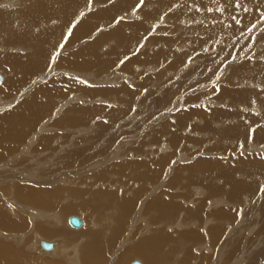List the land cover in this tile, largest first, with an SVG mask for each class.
<instances>
[{"label":"rangeland","instance_id":"obj_1","mask_svg":"<svg viewBox=\"0 0 264 264\" xmlns=\"http://www.w3.org/2000/svg\"><path fill=\"white\" fill-rule=\"evenodd\" d=\"M252 1L80 0L75 10L78 12L76 20L66 27L61 26L58 15L44 11L42 15H49V20L43 24L39 19L31 31L35 37H41L36 31L47 28L55 34L48 41L50 46L42 71L30 65V49L21 43L3 42L6 35L0 36V72L4 79L0 82V205L11 211L12 223L23 230L25 240L32 237L36 247L37 237L53 242L62 240L61 235L55 230L48 238L38 227L52 231L53 225L31 222L33 209L27 205L21 190L32 189L38 192L37 198L41 196L44 200L73 187L82 192L75 199L78 203L75 210L63 219L64 229L76 236L65 243L69 260L60 253L59 256L43 255L37 247L31 251L26 244L5 242L11 255L25 264H31L30 260L34 259L45 264H71L70 260L76 259L75 264H83L81 250L86 238L78 235L94 225V210L86 198L90 193L87 185L96 178L91 171L98 175L104 173L106 180L116 187V191L108 190L111 196L116 198L123 194L130 199L141 186L132 178L141 174L140 163L147 162L154 171L155 185L150 188H156L157 194L162 195L164 187L163 195L170 194V203L181 209L174 213L178 215L177 224L157 225V231L172 233L180 246L178 235L187 226L188 213L192 214L189 217L192 224L184 232L193 239L189 242V264H211L221 257L226 260L220 259L221 264H264V170L244 176L234 168L240 159L264 156V137L261 136L264 132V72L257 79L251 76L252 82L246 77L249 87L232 82L239 72L249 74L256 70L252 60L264 56L260 48L264 44V23H260L257 16L255 23L244 24L255 14L249 11L250 6H264L263 0ZM161 5L163 8L159 10ZM12 8L0 4V10L14 11ZM261 8L260 12L264 13ZM84 22L90 27L77 38L75 26ZM213 31L218 36L212 37ZM46 43L39 41V44ZM61 58L72 60L63 64ZM257 61L264 67L263 58ZM48 74L49 81L41 82L40 78ZM81 74L88 78L84 83L79 81ZM52 84L61 89L57 96L48 99L44 97L45 92L39 93ZM39 94L43 96L37 98ZM36 98L39 108L31 109L35 111L33 115L21 110L24 104ZM68 102H76L73 107H78L81 113L76 124L71 125L64 115L45 124L42 113L50 104L56 109L63 106L66 113L72 108L67 106ZM36 112L40 122L29 125ZM48 126L49 130L42 133V128ZM37 130L41 133L33 140L32 135ZM153 137H158L156 142H151ZM181 158L186 159L183 164L200 160H214L215 164L208 175L201 174L197 180L189 182L184 177L186 171L179 169ZM218 161L226 163L228 180L221 175L216 165ZM177 179L178 184H171ZM204 181L217 186V192L222 195L216 196L226 201L225 206L220 205L211 213H220L224 207V218L208 227L203 223L206 214L203 199L207 189ZM234 181L240 185L245 183L246 187L248 184L251 191L228 196L235 189ZM97 182L95 187L105 186L101 184L103 181ZM145 184L149 190L137 194L140 201L150 196L149 184ZM124 186H128L127 189ZM67 203L64 197L56 203L48 201L53 206L46 210V215L63 211L60 207ZM198 206L201 211L193 214ZM206 206L213 207V202ZM108 207L102 205L99 214ZM70 216L84 220L86 226L73 229L68 222ZM130 223L128 227H132L134 221ZM214 227L220 228L215 238L211 235ZM103 228L106 232L102 236L110 235L111 231ZM136 228L133 233L136 236L131 234L132 240L122 253L131 249L137 240L148 237L143 223ZM127 229L125 232L131 230ZM4 232L11 234L15 230H10L9 221L0 218V241L5 240ZM206 232L208 238L204 235ZM119 240L118 244L124 243L122 235ZM205 241L210 251L219 249L222 244L225 249L222 254L209 253L203 250ZM115 245L106 249L108 243L105 242V251L100 255L102 264H120V246L115 248ZM161 251L169 255L167 246ZM178 252L168 264L181 259L185 251L181 247ZM135 260L146 264L139 256L122 264H132Z\"/></svg>","mask_w":264,"mask_h":264},{"label":"bare ground","instance_id":"obj_2","mask_svg":"<svg viewBox=\"0 0 264 264\" xmlns=\"http://www.w3.org/2000/svg\"><path fill=\"white\" fill-rule=\"evenodd\" d=\"M255 1H257V0H255ZM252 2H254V0ZM79 3H80V0H0V4L2 6H13L12 9H15L14 11L0 10V36L2 34L6 35V38L3 42L13 43V44L21 43L24 46H26L28 49H30V52L32 54L31 59L29 61L30 65L33 66V68L38 70V71L45 70V62H46L45 60L47 57V50H48V47L50 46L48 41L55 34L50 29L47 28V30H44L42 32L36 31L37 33H40L41 37H35L31 33L32 27L34 26L36 21H38L39 19H40L41 23H43V24L47 23L50 16L49 15H47V16L42 15L44 11L45 12L48 11V12H51L53 14L58 15V18L61 21L62 27L69 26L72 23V21L76 20L78 12L75 10H76V8H79L78 7ZM247 6H250V5H247ZM247 6H245L246 9L248 8ZM259 6H262V4ZM162 8H163V6L161 5L159 10ZM260 8L261 7H258V6L257 7L250 6L249 11L251 12L253 10L255 14L251 15L249 17V19L247 20V22H245L244 24L251 25V24L255 23L257 16H258V19L260 20L259 22L264 23V18L262 17V15H264V13L260 12ZM261 9H264V6ZM95 18H97V16ZM235 21L236 22H233V23L236 24L237 20H235ZM239 24H241V23H239ZM89 27H90V24L87 22L85 24H81L79 27L77 24L75 26L76 37L80 38V34H84L85 31ZM82 29H84V30L82 31ZM58 31L60 32V31H62V29L58 30ZM210 35L212 37L218 36V34L215 31L211 32ZM40 39L47 41V43L46 44H39ZM260 48H261V50H264V44L261 45ZM24 54H26V53H24ZM258 58L264 59V56H262V57L258 56ZM258 58L256 57L252 60L253 61V68H256V70H251L252 73L249 72V74H247L246 72H239L238 71L239 73L235 77H233L232 82L247 86V82H246L247 78L246 77H248L250 79L251 76H254L255 79H257L260 75L262 76V73L264 72V67H261V62L257 61ZM70 60H72V59L71 58H64V59L61 58V61H64L63 64L69 63ZM248 70H249V68L246 71H248ZM1 74L2 73L0 72V82H3L4 79H3ZM49 78H50L49 74L44 75L40 78V81L46 82V81H49ZM78 78H79V81L82 83H84L85 80L88 79L83 74H81V76ZM250 80H251V82L253 81L252 79H250ZM248 84H249V82H248ZM247 87H249V86H247ZM250 87H255V86H250ZM41 92H45L44 97L49 99V97H53L55 95L57 96L58 92H61V89H60V87L52 84L49 86V88H45L44 90L40 91L39 93H41ZM76 95H78V94H76ZM39 96H43V94H39L37 96V98ZM37 98L31 102H27L26 104H24L21 107V110L29 111L33 115V113L35 111H37V109L39 108V103H38ZM18 100H20V97L17 98V101ZM29 103H30V106H29ZM73 105H77V103L76 102H73V103L68 102L67 106H69V107L72 106V108H70L71 110L69 112L65 113L66 109H64L63 106L60 107V109H56L53 104H50L49 107L46 108L45 111L42 113L43 115H45L44 120L47 121L45 124H49L50 120L56 118L59 115H64L65 117H67L69 119L71 125L76 124L78 122V119H79V116L81 113L78 112V107H73ZM83 105H84V103H83ZM31 109H34L35 111H33ZM255 109H258V107ZM31 111H33V112H31ZM51 115H53V116H51ZM37 116H39V115L36 112V115L33 117V119H31L29 125L34 126L40 122L39 119H36ZM7 126L9 127L10 130L13 129V127L9 124ZM7 126H5V127H7ZM48 130H49V126L43 127L41 131H42V133H45ZM41 131L37 130L38 133L37 132L34 133L32 135V139L33 140L36 139V134H40ZM62 133L66 134V132H62ZM71 134H74V133H71ZM261 136L264 137V132L262 133ZM157 138L158 137H153L151 142H156ZM30 143L32 144L33 142L31 141ZM251 144L253 146H255L253 143H251ZM262 154H263V152H262ZM252 156H254V157H247V159H245V160L240 159L234 165L235 171L243 172L244 176H248V172H253L256 170H258V171L264 170V158H263L264 156H259V155H252ZM184 162H186V159L181 158L180 162H179V164H181L179 166V169L186 171L185 172L186 175H184V174L183 175H184L186 181L188 180L189 182L197 180L201 174L205 173L206 175H208L209 171L213 170L214 164H215L214 160L213 161H211V160L210 161L209 160H200L194 164H187V163L183 164ZM168 163L169 162L166 160L165 164L168 165ZM216 165L219 167L221 175H223L225 177V179L228 180L230 178V176H228L226 174V173H228V172H226V169H225L226 163L218 161V162H216ZM139 166L140 167H138V169H143V170L141 171L140 175L136 174L135 177L132 178V180H134V182L139 181L141 186L138 184L139 190L138 191L135 190L130 199H126L123 194H121V196H116V198L114 196H111V194H109L108 190L112 191V189H113L114 191H116V187L106 180V178L104 177L105 176L104 173L100 172V174L98 175L96 171H91V173L93 175H95L96 178H95V180L90 182V184L87 185V189H89L90 193H89V197H86V198H87V201L89 202V206H92L93 210H94V212H93L94 225L91 224L90 229H86L84 232H81L78 235V236L83 235L82 237L86 238V241L83 244V247L81 250L82 263L83 264H102L103 256L100 257V255L103 251H105V242L108 243V248H106V249H110L115 244H117V245H115L116 246L115 248H117L118 245L120 246L119 250H118V258H119L120 264H122L123 262L126 263V261L128 259L134 258L135 256L141 257L146 264H168L169 263L168 261H172L174 259L173 257L177 256V253H179L178 251L180 250L181 247L183 248V250L185 252H184L183 257L181 259H176L177 260L176 264H189L188 263V260H189L188 255L190 252L189 251V242H190V240H193V239L187 233H184V232H186L185 228H187L188 226H190L192 224L190 219H189V217L192 214L188 213L187 217L184 215L186 217L185 218L186 219L185 224L187 226H185L182 233L180 235H178V236H180L181 242H182L180 246H178V240L175 241V236H173L172 233L171 234H167V233L163 234L162 232L157 231V229H156L157 225L162 224L163 227H166V226H169L170 223H173L174 225L177 224L178 215H174V213L180 211L181 209L170 203V201H171L170 194L163 195L164 194L163 193L164 187L161 189L162 195L157 194L158 191L156 190V188L153 187L154 188L153 190L150 188V187L155 185V183L153 181L154 171H152V166L147 162H145V163L141 162ZM239 174H241V173H239ZM192 175H193V177H192ZM219 177H221V176H219ZM244 178H246V177H244ZM256 180H259V179H256ZM97 181H99V183H100V181H103L101 184H103L105 186L101 185L100 188L95 187L94 184ZM179 182H180V180L177 179V180H174L173 182H171V184H178ZM252 182H255V180ZM145 183L149 184V188H150L149 195L150 196L147 197L145 200L140 201V197L137 194H139V193L144 194L146 191L149 190L148 188H146ZM204 183H206V181H204ZM132 184H134V183L132 182ZM73 185H75V184H73ZM232 185L235 186V189H232L230 191V193L228 194V196L232 195L231 193H233L235 196H237V195L240 196V195H243L244 193H246L247 191L250 190L248 188L249 187L248 184L246 187L245 183L240 185L234 181L232 183ZM206 186H207V189L204 192L206 194V196L203 199L205 202L204 210H205L206 214L203 218L204 219L203 223L206 227H208L214 223H218L220 221L219 218H224L223 216H225V214H226V208H224V207L220 213H216L215 215H212L211 213L214 212V210H216L220 205L225 206L226 201L224 202L222 200V198H220L219 196H216V195H222V193L217 192V186H215L214 184L209 185L207 183H206ZM127 187L128 186H124L125 189H127ZM166 187L169 190L171 189V187H169L168 184ZM87 189H85L86 192H87ZM21 191H22L21 195L24 199H26L27 205H29L31 207V209H33L32 212L34 214L32 212L30 213L31 214V216H30L31 222H37L38 225H41L43 223H46L47 225H53L54 228L52 229V231H50L49 229H43L41 227H38L39 230H41L42 233L45 234V236H47L48 238H51L50 236L53 234V232L55 230L58 231L61 235L62 240L59 239V241H58L55 239V240H52L53 242H49V241L44 240V238L37 237V241H36L37 249L43 255L51 254L50 256H53V255L59 256L58 254L60 253L65 258H67L65 260H69L70 259L69 255H67L68 249L65 248L67 246V245H65V243L68 244L69 239H72L76 236L72 235L70 232L68 233L67 229H64L65 225H64L63 219H64L65 215L67 216L68 213L75 210V208L77 207V204H78L77 202H75V199H78L82 195V192L73 187L68 192L60 193L58 195H52V196H49L48 198H46L44 200V198H42L41 196H38V198H37L38 192L33 191L32 189L27 188V189H23ZM226 192H224V193L226 194ZM208 194H209V196H208ZM43 195L44 194H42V196ZM251 195H253V193ZM61 197L66 198L68 201V203L66 204L67 206L64 205V206L60 207V209H62L63 211L57 210L55 213L46 215L47 214L46 210L52 208V206H53V205H49L48 201L51 202L53 200L56 203V201L58 199H60ZM137 200H139L138 203H136ZM210 201L213 202V207L208 208L206 205H207V203H210ZM102 205L103 206L108 205L109 207L103 213L99 214V209ZM199 211H201V208L198 206L197 208H195L193 214H195ZM132 216H133V219L131 218ZM71 217H76V216H70L69 219ZM0 218L3 221L4 220L9 221L10 230H15V232L11 233V234H8L5 232L2 233V236L5 238L6 241L5 240L0 241V264H5V263H15L16 264L18 261H19L18 264H25L24 261H20L17 256L10 254L11 253L10 248L5 242H8V243L14 242L17 245L26 244L27 248H30L31 251H35L36 247H35V245L32 244V242H33V240H31L32 237L28 236L27 239L25 240L26 234H23V230L21 228H19V226H17L15 223L14 224L12 223L11 211L8 208H6L4 205L3 206L0 205ZM69 219H68V222H69ZM78 219L81 222V226L75 227L70 222H69V226L72 227L73 229H76V230H79V229L85 227L86 222H84V220H82L80 218H78ZM104 219H106L107 221H104ZM131 221L132 222L134 221L133 226L128 227L127 223H130ZM140 223H143V229L146 230V236H148V237L142 238L141 240H137L136 242H134L133 243L134 245H132L133 247H131V249H129L128 251L126 250V252L124 251L125 253L123 252L124 253L123 254L122 251L124 250L126 245L130 243V240H132L131 234H133L134 231H136L135 229H137L136 228L137 224H139V226H140ZM179 224H180V222H179ZM181 225H183V224H181ZM193 225H196V223H193ZM103 227H106L108 230L111 231L110 235H106L105 237L102 236L103 233L106 232V229ZM127 227H128V229H131L129 232H125V228L127 229ZM178 227L180 229L183 228V227L181 228L180 226H178ZM158 228H160V227H158ZM161 228H162V226H161ZM179 228H178V230H179ZM140 229H141V227H140ZM20 231H22V232H20ZM168 231H169V229H168ZM219 232H220V228L214 227L213 233H211V235H213V237L215 238L218 236ZM121 235L123 236L124 243L118 244L120 242L119 237H121ZM133 235H135V234H133ZM204 235H206V238L209 237L207 232ZM121 240H122V238H121ZM133 241H135V240H133ZM121 242H123V241H121ZM44 243L50 244L52 246L51 249H49V250L45 249ZM99 246L101 248H99ZM166 246L168 248L169 255L168 254L165 255V252L161 251V249L163 247H166ZM202 246H203V250L205 248V250L208 251L209 253H214L215 251H217L215 254H222V252L225 249L224 248L225 244H222V245H220L219 249L215 248L214 251H210V250L206 249V248H208V242L207 241H205L202 244ZM69 248H71V247H69ZM199 248L202 249V247H199ZM201 249H200V251H201V253H203L204 251ZM120 250H121V252H119ZM220 259H221V261H226L225 259H223V257H221ZM220 259H217L216 261L212 262L211 264H221ZM61 260H63V259L61 258ZM92 260H94V262ZM176 260L173 261V264ZM179 260H181V261L179 262ZM205 260H207V258H205ZM70 261H71V264H75L76 259H71ZM30 262H31V264H45L41 261H38V260L36 261L35 259L30 260ZM103 264H105V263H103ZM140 264H142V263L140 262ZM222 264H223V262H222Z\"/></svg>","mask_w":264,"mask_h":264},{"label":"water","instance_id":"obj_3","mask_svg":"<svg viewBox=\"0 0 264 264\" xmlns=\"http://www.w3.org/2000/svg\"><path fill=\"white\" fill-rule=\"evenodd\" d=\"M69 222L73 225V226H75V227H79V226H81V222L79 221V219L77 218V217H71L70 219H69ZM51 245L50 244H48V243H44V248L45 249H47V250H49V249H51ZM133 264H140V262L138 261V260H136V261H134V263Z\"/></svg>","mask_w":264,"mask_h":264}]
</instances>
